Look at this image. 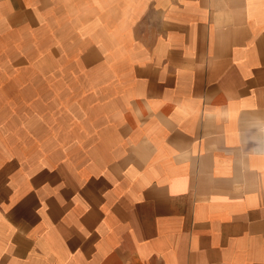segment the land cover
I'll use <instances>...</instances> for the list:
<instances>
[{"label": "crops", "instance_id": "crops-1", "mask_svg": "<svg viewBox=\"0 0 264 264\" xmlns=\"http://www.w3.org/2000/svg\"><path fill=\"white\" fill-rule=\"evenodd\" d=\"M0 264H264V0H0Z\"/></svg>", "mask_w": 264, "mask_h": 264}]
</instances>
